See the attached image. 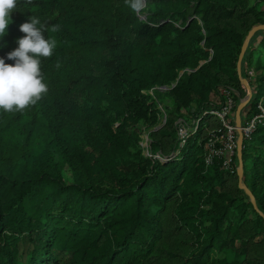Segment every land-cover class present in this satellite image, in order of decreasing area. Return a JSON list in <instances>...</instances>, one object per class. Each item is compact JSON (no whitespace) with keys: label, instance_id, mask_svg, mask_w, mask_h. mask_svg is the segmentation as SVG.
Masks as SVG:
<instances>
[{"label":"trees","instance_id":"obj_1","mask_svg":"<svg viewBox=\"0 0 264 264\" xmlns=\"http://www.w3.org/2000/svg\"><path fill=\"white\" fill-rule=\"evenodd\" d=\"M146 2L136 14L125 0H18L0 58L14 63L30 16L56 47L41 100L0 111V264H264V126L243 141L250 195L204 162L221 91L239 104L248 82L241 115L264 98V73H247L264 71V30L236 70L264 0ZM179 119L199 125L176 153ZM141 125L160 158L143 153Z\"/></svg>","mask_w":264,"mask_h":264},{"label":"clouds","instance_id":"obj_2","mask_svg":"<svg viewBox=\"0 0 264 264\" xmlns=\"http://www.w3.org/2000/svg\"><path fill=\"white\" fill-rule=\"evenodd\" d=\"M32 0H25V5ZM133 13L140 14L147 6L146 0H125ZM18 0H0V38L4 37L11 23L10 16ZM22 38L17 47L7 54L13 64L0 58V111L22 112L35 105L47 93L48 87L41 74V58L52 56L54 40L45 39L44 26L37 17L30 16L19 26Z\"/></svg>","mask_w":264,"mask_h":264},{"label":"built area","instance_id":"obj_3","mask_svg":"<svg viewBox=\"0 0 264 264\" xmlns=\"http://www.w3.org/2000/svg\"><path fill=\"white\" fill-rule=\"evenodd\" d=\"M165 89V88H161ZM252 91V89H251ZM236 91L232 89H224L221 91L223 101L219 109L209 112L214 119L218 121L216 128L209 131L208 139L205 145L204 162L206 166L213 164L215 160L220 161L221 169L233 173L238 168L234 167V161L237 153L238 131L241 132L243 141L249 140L252 133L258 126H264V98L260 97L256 102V114H248L243 112L241 115V126L236 127L235 110L237 107ZM177 137L179 141L178 150L186 144L191 133L197 130L199 121H192L193 128L190 130L188 124L184 120L177 121ZM150 141L146 139V156L160 158L159 155H151L149 153Z\"/></svg>","mask_w":264,"mask_h":264},{"label":"water","instance_id":"obj_4","mask_svg":"<svg viewBox=\"0 0 264 264\" xmlns=\"http://www.w3.org/2000/svg\"><path fill=\"white\" fill-rule=\"evenodd\" d=\"M260 30H264V25L253 27L249 31V33H248V35H247V37H246V39L242 45L241 52L239 54L237 65H236V70H237V74H238L239 78H241V63H242L243 57L245 55V52L247 50L248 44H249L251 38L253 37V35ZM242 82H243L244 87H245L246 96L243 100L240 101V103L238 104V106L236 107V110H235V124H236L237 128H240V126H241V112L246 107V105L249 103L251 96H252V91H251V88H250L248 82L246 80H242ZM242 150H243V137H242L241 132L238 131L237 153H236V157H237V161H238V170H237L238 186L240 189H245V191L250 195L249 191L246 188H244V186L242 184V179H243ZM252 203L254 206H256L253 199H252Z\"/></svg>","mask_w":264,"mask_h":264},{"label":"rangeland","instance_id":"obj_5","mask_svg":"<svg viewBox=\"0 0 264 264\" xmlns=\"http://www.w3.org/2000/svg\"><path fill=\"white\" fill-rule=\"evenodd\" d=\"M262 62H263V60H261L260 63H262ZM260 63H259V65H255L253 63L252 66L247 70V73H248V75H250V77H252V78L255 79V77L257 75H260L261 73H264L263 70H261V69L260 70H257V68H256V67H260ZM244 98L245 97H243L241 100H243ZM237 106H238V104H237ZM246 109H247V107L244 110H246ZM165 120H166V117H163L161 121L164 122ZM187 124H188V126H189V128L191 130L193 128L192 121L191 120H187ZM139 134H140V142H139V145H140L143 153L146 154V139L148 138V140L150 141L149 131L143 125H141V126H139ZM242 184H243V182H242Z\"/></svg>","mask_w":264,"mask_h":264}]
</instances>
